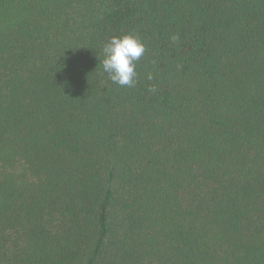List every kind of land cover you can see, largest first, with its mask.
<instances>
[{
    "label": "trees",
    "instance_id": "trees-1",
    "mask_svg": "<svg viewBox=\"0 0 264 264\" xmlns=\"http://www.w3.org/2000/svg\"><path fill=\"white\" fill-rule=\"evenodd\" d=\"M0 264H264V0H0Z\"/></svg>",
    "mask_w": 264,
    "mask_h": 264
},
{
    "label": "clouds",
    "instance_id": "clouds-1",
    "mask_svg": "<svg viewBox=\"0 0 264 264\" xmlns=\"http://www.w3.org/2000/svg\"><path fill=\"white\" fill-rule=\"evenodd\" d=\"M145 52L146 45L143 40L129 33L112 36L103 46V59L99 60L103 71L108 74L113 83L121 87H131L136 83L137 63Z\"/></svg>",
    "mask_w": 264,
    "mask_h": 264
}]
</instances>
